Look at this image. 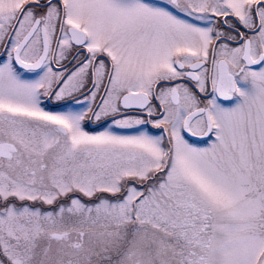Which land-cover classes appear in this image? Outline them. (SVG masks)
Masks as SVG:
<instances>
[{"label":"snow or ice","instance_id":"1","mask_svg":"<svg viewBox=\"0 0 264 264\" xmlns=\"http://www.w3.org/2000/svg\"><path fill=\"white\" fill-rule=\"evenodd\" d=\"M0 264H264V0H0Z\"/></svg>","mask_w":264,"mask_h":264}]
</instances>
